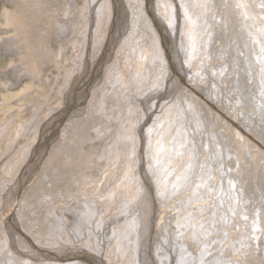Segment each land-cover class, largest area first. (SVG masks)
Wrapping results in <instances>:
<instances>
[{
  "label": "bare ground",
  "instance_id": "6f19581e",
  "mask_svg": "<svg viewBox=\"0 0 264 264\" xmlns=\"http://www.w3.org/2000/svg\"><path fill=\"white\" fill-rule=\"evenodd\" d=\"M4 1H5V4H8L10 2L12 7L14 8L13 12L5 13V16H6L5 22L6 24L9 23L10 25V26L8 25V29H5V31L10 32L9 37L12 43L11 47L8 46L9 50H11L13 53L16 52V54L19 53V54H22V56H24V58H22V56L20 55L21 56L20 58L22 59H19L18 62H21V60L22 62L21 64L18 63V65H16L17 70L15 72V76L18 79V83L16 84L20 85L22 83L25 84V82L29 84L31 82H34V83L38 82L40 80L41 75L43 74L44 60L48 56H47V53L45 52V49L40 50L38 48V49H35V51L32 49H29V44L31 42L29 37H32L31 35L32 33L30 34L29 37H27V33L32 32V29H33L32 24H34L35 21L34 23L32 22V24H31V21H29L31 24L30 32L28 30L27 32H24V28L22 30V26L20 22L25 21L26 15L34 16L33 12H43L42 9L45 6H48L52 0H4ZM101 1L102 0H85L86 11L84 13V17H80L78 21V23L79 22L82 23V27L76 26V22L78 19L76 20V9L74 7V4H75L74 1L72 2L69 0L68 6H66V8L64 7L65 9L62 8L61 11L59 12L58 22H60V26L58 25L59 26L58 29L59 28L60 29H59L58 34L56 31L54 32V35L56 36L54 38L55 40L60 39L59 41L60 55L62 56V51L66 48L71 49L74 52L73 54H75L77 51L76 45L78 44L79 40H80L79 49L82 48L81 49L82 55L78 59L79 60L78 65L75 66L74 70L71 71L70 74L65 79L67 82V85L63 89L62 105L66 103L65 99L70 97L71 92H75L74 86H75L76 80L79 79L81 74L86 72L88 69V68L86 69V63H87V59L89 55V43L91 40L90 33L93 27L92 26L93 17H94L93 13H94V9L99 5ZM128 1L131 5L130 6L131 8L130 18H132L131 28L133 29L132 31H130V35H134L136 38L138 34V36L140 37V40L136 41V39L135 40L132 39L131 46H125V49L127 50L133 47L134 55L131 54V52L122 54V48H120L121 51H119V53L122 56L117 54V57H116L117 60L115 63H118V58L120 61L121 60L125 61L126 59L128 68L134 67L135 65L137 66L136 71L140 72V70L145 68L144 62H145L147 55L148 54L150 55V51L143 49L142 44H144V41H146L144 37L146 32L144 31V29L143 30L139 29L143 32V35H140L139 31L135 30L138 27H136V23L134 22V20L136 18L135 17L136 14L138 13L136 12L137 9H135L133 2H136L137 0H128ZM154 1L157 2V6L159 7V10L164 8L167 5L166 0H154ZM170 1L173 2L174 4V7L172 8L173 14L169 13V16L172 15L170 16V19L174 20L172 24L176 25V21H178L177 26L179 27V21H180V23L184 27H186L185 28L186 33L190 40L189 42H187L188 44L192 45V42H193L192 40L193 38H195L194 37L195 32L194 30H192L194 29L193 27L194 24L191 23V21L196 18L202 22H206V25H209V27L211 26L210 32H214L216 35L219 36V38H217L218 41L216 42V44L214 43L215 45H217V48L215 51L218 52V50H220L219 53L224 56V60L220 56L218 57L220 58L218 59L220 61L214 60L213 56H216V54L214 53L211 55V57L213 58L212 59L209 55L210 51H208L205 53V56H208V58L209 59L211 58L212 60L211 62H209L210 66L209 65L207 66L209 68L208 70L202 69L201 66H203V64L200 65V63H206V61H204V55H202V45H200V49L198 50V52H196L197 55L198 53L202 55V57L198 55L199 58L197 62L193 61L194 54H195V50H194L195 48L192 45V47L190 48V51H191L190 53L188 52L189 48L186 47V49H188L187 51L188 53H185L186 58L188 57V59L186 60V62H188L186 63V65L188 66L187 69H190V67H194V69H196V67H198L197 65H200L201 69H198V71H201V72H199L197 76L198 78H195V79L196 80L197 79L198 80L208 79L209 82L213 84L211 85L212 87H210V89L212 90V95L214 96L212 101L213 102L217 101L216 105L221 104L222 106L221 109L225 111L229 109V111H232L233 117L240 124L244 122L243 126H244L245 132L242 131L236 125L235 127L229 129L231 131L229 132L230 135L229 134L228 135L230 136V138H233L237 147L235 146L233 147L231 144H228L227 141L226 142L222 141L220 139L219 134L217 133L218 131H215L212 127L216 125L218 127V130L221 131L220 132L221 136L224 138L227 136L226 134L227 128H224V127H226V125H229V124L232 125V123L229 122L230 119H225L226 117L223 116V112L219 111L218 109L212 106L210 107V110H208L209 112L206 111L205 112L206 114H204L203 107L199 103V101L194 100V99H189V97L186 98L188 106H189L188 111H185L183 109L184 112H182L181 110L182 107L180 105L175 106L176 103L168 101V102L163 103L162 105L165 110H169L172 107V105H174V108L176 110L172 112L169 111L171 114H174V116H171V114H169L166 120H164L163 111H162L163 113L160 114L162 115V117L160 115L156 116L155 113H152V114L150 113L151 115H148V117L144 116V118H146L145 124H148L151 117L155 115L154 122L149 127V130L151 131V136L149 138V141H147V148L149 149L148 155L150 154L154 156L153 151L156 148L157 149L161 148L159 146H163L165 148L164 152H162V150L158 151L160 154L165 153L163 157L159 155L157 158H155L154 156V160H156L157 162L156 168H153L152 165L151 167L149 166L151 170V174H153L152 173L153 171H158L156 175L155 174L153 175V178L155 179V184L159 187L161 191V195H163L164 203L162 204V208L166 215L164 218H161V219L159 218V223L163 224L164 227H155V228H159V232H161V237H162V243L159 244L161 247L159 248V250L156 251L157 257L159 258V263L167 264L170 258L169 264H174V262H176L175 260H177L178 262L177 264H191L190 259L193 258L196 254V252L191 249L198 247L200 244H202V246L203 245L204 246L205 245H211V246L215 245L214 247H216L217 249L218 244L220 245L223 240L220 234V231L223 229L222 231H224L227 235L226 237L227 242L225 241L224 243L225 245H223L224 249L222 248V252L219 251L215 254L213 253V255H211L210 257L208 256L209 258L204 259L205 260L203 262L204 264L210 262L211 260H215L218 263L221 262L222 264H226L224 262H227V264H259L254 261L255 259L254 257L255 256L257 257L256 261H260V259L262 258V253H260V255H256V253H254V251H256V249H252V247H254L253 246L254 239L250 237V243H252V247H250V249H246V243H248V241H246V235L241 234L237 236L238 233H236V230L234 229L233 225L236 221H240L243 226L246 225L248 221L253 222L252 227H254V233H255L254 237L255 239L256 238L258 240L260 239L259 247H258V242H257V250L260 251V249L264 248V244L262 243V238L264 237V183H262V180L260 179V174L264 173V171L262 172L261 170L264 167V159H263L264 157L259 156L258 158H256V156L253 155L251 148L249 147L250 141L251 140L253 141V138L249 136V134L250 135L252 134L253 136L256 137L255 141L258 140V141L264 142V0H170ZM39 3H42L41 7ZM160 3H161V6H160ZM109 4L111 6L109 10L112 9L111 13L115 14L113 8L114 6L116 7V5L120 4V1L118 0V4L114 5L113 1L110 0ZM103 9H105V4H101L99 6V9H98L99 12H97L98 18L101 16L102 14L101 12ZM180 9H181V12H180ZM160 12H161V15H163L162 13L164 12L162 11ZM102 18L104 17L102 16ZM22 24L24 25L26 23L23 22ZM97 24L98 26H96L97 30L95 33H97L98 35H96V41L94 40L95 45L101 44V42L99 43V41L103 37L102 32H101L102 29L100 30L102 26L100 19L98 20ZM86 26L88 27L87 28L88 31L86 30ZM196 29H198V27H196ZM202 29L203 28L201 27L200 29H198V31H202ZM172 33L174 35V33H176V29H173ZM180 33H183L182 27H180ZM155 34L154 36L157 37L156 36L157 34L156 35ZM106 36H108V38L110 39L111 32L107 30ZM211 36H213V34ZM39 38L41 39V37ZM176 38L177 37L175 34V39ZM181 38H182V44H184L186 42V40H184L185 38L184 33L182 34ZM207 38L208 37H206V39ZM211 38L210 40L209 39L208 40L211 41ZM202 39H204L205 41V37H202ZM55 40H52V41H55ZM36 41L34 42L35 44H36ZM43 42L42 44H44ZM258 42H260L259 45H258ZM48 46L51 52L52 49H50V45ZM259 46L263 50V53H261ZM0 50H2V46H0ZM97 51L98 50L93 51L94 53L92 54L91 58L93 57L96 58L95 56L97 54ZM155 53L154 55L157 56ZM200 59H202V61H200ZM36 61L39 62V66H40L39 69L37 65L35 66ZM91 61H94V60H91ZM212 66L215 69H211L210 67ZM113 67L114 66L112 65L111 67L112 71L106 76L104 80H102V83L98 81L97 88H94L92 90L91 100L88 103L87 112L85 109H82V110H79L78 113H74L73 115H71V117L68 119L66 123V126L63 128L61 134L59 135L63 143L68 142L71 139H73L72 137L74 136L76 131L78 132L77 130L78 126L76 127V125L78 124L88 125V124H91V122L93 121L95 122L96 120H99L101 121L100 123L96 125L94 123L95 125L94 127L97 129V130L95 129L96 130L95 134L97 138L96 139L94 138L93 140H96L97 142H101L102 144L104 143V150L101 153L102 155L97 157V161H95L94 159L89 160V163L92 165V167L88 166L90 164H88L87 161L86 162L82 161L83 154H81L80 156L78 155L76 156L78 160L80 159L82 161V162L79 161L81 162V166L79 164H73L74 162L73 160H77V159L72 158L73 160H71L70 158H67V157H64V158L65 159L67 158V160L70 159V161L66 163L67 161L66 160L65 161L66 164L63 167L61 166L62 168L60 169L57 168L59 166V163L57 167L52 165V168H50V170L48 171L49 173H44L45 183H43L41 187L37 186L38 190L34 189L33 187H32L33 189L31 190L29 189L30 191L28 190L29 192L27 193V195L37 190V193H39L38 194L39 196L35 197V199L37 200L39 199V201L37 203L29 204L23 200L22 202L23 206L20 205L21 207L16 212V216H17L18 222L21 224V227H26V229L30 227L28 228V231H30L31 229L32 230L31 234L36 233L37 236L41 237V239L43 238V240H41L40 238H35L34 236L30 234V236L34 238L33 240H35L34 241L35 244H37L38 246L41 245L42 247H44L43 245L45 244L46 248L55 249L56 248L55 246L60 247V245H62L67 248H71L73 252L77 255L78 254L85 255L83 251H81L82 253L76 252L77 249L84 248L83 250H88L90 252V253H87V255L92 256V257L98 256L100 258L99 261H101L102 263L106 261L107 264H118V263L119 264H123V263L132 264L134 261V255H132L133 253L131 252L130 249H125L120 246L121 241L126 239L125 237L124 239L122 236L120 237V233H121L120 230L126 226L121 225L119 219L115 223H113L114 221L112 222L110 221V219H107L109 216L113 215L112 212H114V209L113 208L111 209L110 206L106 208V204L108 203L106 196L116 190L117 194H116L115 200L117 202L118 200L120 201L121 199L123 206H124V209L122 210V212L128 214L130 213L131 209H133V206L130 205L131 200L128 202L125 200L126 196L124 195V191L121 190L120 188H117V185L123 180L129 179L130 174H132L135 170H141V168L143 169L142 155H141L142 153L141 147L143 143L142 142L143 128L141 127L140 120L136 119L134 121V124H131V127L129 129H124V126L127 124L126 122L128 120L127 121L122 120V113L119 112V109L115 105L116 104L115 101L122 102L127 99H134L136 100L137 103L141 104L142 102L139 101L137 97H139L140 95L143 96L145 91L140 92L138 90V92H134V97H133L132 93L128 91L130 78L124 76V73H122L119 67H117L116 69H114ZM76 68H79V69L75 71ZM146 68H147V65H146ZM209 70L212 72L211 74L213 77L214 76L215 77L218 76L221 78L223 77L222 78L223 81L221 82L228 89V91L225 93L227 97L224 96V93H222V89L218 88L216 83L209 79V74H210V73L208 74ZM199 77L201 78L199 79ZM227 78H230V79L227 80ZM162 80L163 79H160V83L157 84L155 90L156 89L158 90V87H161L163 85L165 86V84L167 88L169 87L167 85L170 84V80L168 81L166 78H164L163 85H162ZM133 84L136 85L137 83L134 82ZM143 84L145 88V81H143ZM232 84H234L235 86L233 85L231 87ZM174 85L177 86L176 83ZM216 87L219 90L218 92L215 91L217 89L214 90V88ZM85 93L86 92H84V94H80V96L85 95ZM162 94L164 95V93ZM212 95H210V97H212ZM145 100L149 104L152 103V96H147ZM44 103H46V105L49 104V102L47 101ZM43 104L38 103V106L41 107ZM156 105L157 104L154 103L151 107L153 109L156 108L157 110V107H155ZM224 105L226 107H224ZM152 108L149 110L153 112ZM83 112H85V115L81 117V114ZM208 113H210L211 117L209 116ZM204 117L205 119L207 118L208 120H212V123H210V125H212V127L210 126L211 134L214 138H216L212 142L216 145V146H213L215 148L211 147L212 143L209 140V136L207 138L205 147L208 150V153L211 154V157H216L218 155L219 160L217 163L219 165L224 166V168L220 169L219 171L220 177L218 176V167H216V171L215 169H213L212 174L210 175L212 176V178L210 179V177H207L210 179V181H206L207 178H204L205 174H207L208 167H206V171H205V169H202L199 164L200 158L205 156L204 151L202 150L203 152L201 153V156H199L198 146L196 145L195 151L192 152L190 150L191 148H190V143L188 139V136L190 133L189 130L192 131L193 124L195 125L196 129L204 130L203 132H201L202 135L206 134V130H207L206 125L205 124L200 125L198 123L200 120H203ZM75 118L77 120H75ZM82 119H85L84 121L85 123L84 122L81 123L82 121L80 120ZM41 122H42L41 118H36V120H34L33 124L30 126L29 131L28 130L24 131L25 123H22V125L18 126V128L16 129V132L13 135L12 141H18L24 132H26L25 139H27L30 135H33L31 142H29V144H26V143L23 144L22 145L23 148L20 149L18 153V157H17L19 158V162L17 163L18 166L24 165L23 163H25L24 161L26 159L25 156H26V153L30 145L31 144L33 145L36 140L40 141L43 138V133L40 132ZM180 122H183L185 126H188L189 130H187L186 127L183 125L182 128L180 127L181 131H179L177 135H174L173 138L169 140V137L173 131V128L177 127V125H179ZM102 127H105V128H102ZM82 129H83V126H82ZM165 129H168V132L167 134H165L164 137L162 136L165 139L163 141V140H160V133L163 134ZM246 129H248V131H246ZM34 130L36 133L34 132ZM112 130L115 131L113 132V134L116 135L115 139H112V137L108 138V135L112 134ZM33 132L35 134H33ZM148 136L149 134H147V137ZM166 139H168L169 141ZM78 140L80 141V139ZM123 141L131 142L133 145L131 146L124 145L123 147L119 146V148L118 149L116 148V151L112 153L115 145L117 146ZM157 141H159L160 143H157ZM108 142L110 145L108 144ZM222 143H224V146H222ZM257 143L258 142H256V144ZM83 144L85 145L84 142ZM106 144L108 147L107 149H106ZM64 145L67 146L66 143ZM203 146H204L203 143H201V147ZM238 149H240L239 152H238ZM260 149L262 150V152H264V149L262 148ZM31 151H32V148L29 150V152ZM87 151H89V149ZM167 151H170V152L167 153ZM225 152L228 155V157H230L229 160L224 158ZM244 152H246L251 157V162H248L246 160L244 156ZM114 154L116 157L114 163L111 164L110 167L109 166L107 167V168H111L109 171H112V170L113 171L108 175V171L105 170L102 165L106 162L108 158H112L111 156ZM233 154L237 156L236 161L232 157ZM69 155L70 154H68L67 156ZM167 156H170V159H168ZM17 158H16V161H17ZM64 158L62 159V161H64ZM175 158L177 159L175 160ZM178 159H188L187 166L185 165L186 168L185 166H183L182 169L178 172L180 173L182 171L179 177L176 176L178 173H175L174 175H172L173 172L178 167L177 161H180ZM16 161H13L10 164L6 165V168L4 170L5 175L7 174L10 175V174L15 173L16 170L15 171L14 169L10 170V168L16 165ZM98 161L100 163L97 164ZM148 161H149V158L147 159V163ZM174 162H175L176 167L171 166L172 165L171 163H174ZM205 162L206 161L203 162L202 166L205 165L204 164ZM260 163H262V165H260ZM209 165L212 166V164H208V166ZM74 170H77L80 175L79 178H75V182H73V180H70L74 177V174H75ZM99 173H101L100 180L96 179L93 176ZM16 175H17V172H16ZM146 176L147 175H145V177ZM184 177L186 179V183L182 182ZM176 178H177V182L175 181ZM263 178H264V175H263ZM16 179L15 181L10 180L9 178L5 179L6 183L8 182L10 184L12 183L13 188H11V190H9L8 193L6 194L4 193L5 195H4V198L2 199L3 204L1 205L0 203L1 209L4 208V210H6L7 207H10L11 206L9 204V199H11L10 196H13L16 193V191H20L21 187L17 186V183H19L20 185L22 182L21 180H18V179L16 180ZM43 181L44 180L40 179L39 184H41V182ZM111 183L115 184V188H114L115 190L111 189L112 188ZM46 184H51V185L50 187H45ZM62 186L68 189L67 196L65 195L61 196L60 197L61 201L60 200L57 201L55 200L56 199L55 196L52 195V192L53 191L56 192V190L60 192V190H62L61 189ZM149 186H152V185L150 184ZM254 187L257 193L255 192V190H253ZM167 189L168 191H166ZM1 190L2 188L0 189V191ZM163 191L164 192L166 191V192L164 193ZM74 192L79 193V194H74ZM119 193H121L120 196H119ZM138 193L141 194L140 192ZM172 194H173V197L176 198L175 201H170L169 196ZM40 195H41V198H40ZM217 197L218 199H216ZM122 203L117 202V204L120 206ZM247 203L249 204L248 206L246 205ZM220 204H223V205H220ZM229 206L232 207L231 212L234 209L236 210L234 213L236 217L233 219V223H231V225L227 223L228 225L226 227H222V224L225 221V218L227 217V215H231V214H228L229 212H227V210L229 209ZM250 207L251 208L254 207V209L251 211V214L253 215L254 220H252V215L248 214V211H247ZM198 209L200 210V212L197 211ZM200 214H201V217L199 219H203L201 222L200 228L195 227V226L192 227L191 224L193 223L194 218H196L197 215H200ZM211 214L213 215L212 218H210ZM239 214L240 216H242V220H240L241 218H238ZM115 216L117 215H114V217ZM216 217L218 218L216 219ZM93 219L95 220V222L93 221ZM199 219H196V222L200 221ZM209 221H212L213 227L217 230L216 231L217 235L215 236L213 235L214 234L213 231L212 230H211L212 232L210 231L211 224ZM1 222L0 224H2ZM69 224L75 228L74 234H77V238H73L70 235L69 233L70 229L66 230L68 234L65 232L64 227H69ZM202 224H204L205 226L203 225L202 227ZM216 224H221V226H216ZM197 225L199 224H196V226ZM11 227H13L16 230L15 236L17 235L19 237L18 242H19L20 247L25 246L21 242V239H22V241L27 242L26 245H28L27 246L28 252L30 251L31 254H33L34 256L36 255L37 259L43 260L44 258H46L47 255H50L49 252L45 253L46 251L44 250L40 251L37 249V245L35 247V244L30 243V241H28V237H26V235L21 234L19 232V230L17 229L16 223L14 224V226H11ZM38 227H45V228L51 229V234L49 233V234L43 235L42 230L38 229ZM54 227H62L64 234L67 235L70 241L69 242L66 241L65 243L62 242L59 245L57 241L58 236H56V238H52L53 236L55 237V232H53L52 230ZM76 227H78V230H76ZM112 227H118L114 231V233L112 231ZM148 228H151V227H147V231H146L147 236L150 232V231L148 232ZM196 228L200 229L201 233H195ZM237 228L239 229L238 231L240 233V227H237ZM79 229L82 230L83 232L82 236L78 234ZM94 229L96 230V232L94 231ZM198 229L197 231H199ZM91 231L92 233L95 232L94 236L96 237V243H97L95 247L92 246L93 239H91L92 238ZM185 233L187 235H185ZM6 234L9 236L7 231H6ZM199 235H202V236H199ZM210 235H213V236H210ZM250 235H252V232L250 233ZM142 236L143 235L141 231L140 237ZM172 236L176 237L174 241L177 242L176 244L177 246L171 245ZM208 236L209 238L206 239V237ZM83 237L85 239H83ZM103 238H107L111 242L105 243ZM111 238L113 241L111 240ZM202 238L206 240L203 241ZM180 239H186V240H183L181 242ZM220 239H221V242L217 243L218 241H220ZM12 240L13 239H10V240L8 239L6 241L0 240V246L2 247V249L6 250V248H9L10 246L9 244L13 242ZM214 241H217V242H215L214 244ZM236 241L237 243L239 242V246L241 247L240 253H242V251H246V253H248V255H246V253H242V255H240L242 259H239L238 257V254H237L238 250L236 249V245L232 244L231 246L232 249H230L229 247V242L234 243ZM113 242L114 244L112 246ZM117 243H118V246L115 245ZM127 243L129 244L130 242L127 241ZM64 244H67V245H64ZM71 244H73V246L77 245L79 246V248H73ZM164 244H165V248H162V245ZM171 246H174L172 250H173V254L175 253V258H173V255L171 253L172 252ZM112 247H116V248L112 249ZM163 253L165 254L163 255ZM252 255H254V257H252ZM118 257H121L122 259L119 260L120 258ZM34 261L32 262V260H30L29 258L27 260H19V259L13 258L12 260L10 259L9 263L10 264H13V263L37 264V263H34ZM139 263H141V261ZM41 264H59V263L49 262V263H41ZM64 264H81V263L75 262V260L72 258H67V263H64ZM194 264H196V262H194Z\"/></svg>",
  "mask_w": 264,
  "mask_h": 264
},
{
  "label": "rangeland",
  "instance_id": "374dc122",
  "mask_svg": "<svg viewBox=\"0 0 264 264\" xmlns=\"http://www.w3.org/2000/svg\"><path fill=\"white\" fill-rule=\"evenodd\" d=\"M68 1L69 0H59V1L58 0H52L48 6H45L42 9L43 12H33L34 16L26 15V17H25L26 19L23 22L26 23L27 25L26 24L23 25L22 24L23 22H20V24L22 26V30L24 28V32H27V30L30 32V30H31L30 25L32 24V22L34 23V21H35V23L32 24V28H33L32 32L27 33V37H29L30 34L32 33L31 34L32 37H29L31 40V42L29 44V49H32L34 51H35V49H38V48L40 50L45 49V52L47 53V56H48L44 60L45 66L43 64V74L41 75L40 80L38 82H35V83L31 82L32 84L25 82V84L22 83V84H20L21 85L20 86V85L16 84V83H18V79L15 76V72L17 70L16 65H18V63L21 64V62H22V60H21V62H18L19 59L24 58V56H22V54H19V53L16 54V52L13 53L11 50H9L8 46L11 47V45H12L10 37H9L10 32L5 31V29H8V25H9V23L6 24V22H5L6 21L5 13L13 12L14 8L10 4V2L8 4H5L4 0H0V46H2V50H0V53H1L0 54V189L2 188V190L0 191V203H1V205L3 204L2 199L4 198V195L6 193H8V191L11 190V188H13L12 183L11 184L9 182L6 183L5 179L9 178L10 180L15 181V179L17 178L18 180H21V182H22L20 184L21 186L19 185V183H17V186L21 187L20 191H16V193L13 196H10L11 199H9V204L11 206L7 207V209L4 210V208L1 209V205H0V212H1L0 213V220L2 221V222L1 221L0 222L3 224V225L0 224V240L6 241L8 239L9 240L13 239L12 240L13 242L9 244L10 246H9V248H6V250H3L2 247L0 246V264H10L9 263L10 259L12 260L13 258L19 259V260H27L29 258L30 260H32V262L34 260L37 261V262L34 261V263H37V264L49 263V262L64 264V263H67V258H72L75 260V262H79L81 264H107L106 261H104L103 263L101 261H99L100 258L98 256L92 257V256L87 255V253H90V252L88 250H83L84 248L83 249H77L76 252L82 253L81 251H83V253H85V255H83V254L77 255L73 252V250L71 248H67L65 246L60 245V243H62V242L65 243L66 241H68V242L70 241V239L67 237V235L64 234L62 227H54L52 229L53 232H55V237L53 236L52 238H56V236H58L57 241H58L61 248L59 246H55L56 247L55 249L46 248L45 244L43 245L44 247H42L41 245L38 246L37 244H35V242H34L35 240H33L34 238L30 236V234L32 232L31 229H30V231H28V228H30V227H28L27 229H26V227H21V224L18 222L16 212L18 211V209L21 206H23V204H22L23 200L29 204L37 203L39 201V199L38 200L35 199V197L39 196L38 195L39 193H37V190H38L37 186L41 187V185L43 183H45L44 173H49L48 171L50 170V168H52V165L57 167L58 163H59V166L57 168L60 169L66 163H68V161H70V159L71 160L77 159L76 156L77 155L80 156L81 154H83V157H84V158L82 157V161H84V162L87 161V163L90 164L89 160L94 159L95 161H97V157L102 155L101 153L104 150V143L102 144L101 142H97L96 140H93L94 138L95 139L97 138L96 134H95L97 129L94 126L101 122L99 120H96L97 122L93 121V122H91V124H88V125H84V124L83 125L82 124L76 125V127L78 126L77 127L78 132L75 130L76 133L74 132L75 134L72 137L73 139H71L68 142L63 143L61 138L59 137V135L61 134L63 128L66 126V123H67L68 119L71 117V115H73L74 113H78V111L82 110V109H85L87 112L88 103L91 100L92 90L94 88H97V82L98 81H100V83H102V80H104L106 78V76L112 71V69H111L112 65L114 66L113 67L114 69L119 67L121 69L122 73H124V76L130 78L128 91H130V93H132L133 97H134V92H138V90L140 92L145 91L143 96L140 95L139 97H137V99H139V101L142 102L141 104L137 103L136 100H134V99H127V100L122 101V102L115 101V103H116L115 105L119 109V112L122 113V120L123 121L128 120L126 122L127 124L124 126V129H129L131 127V124H134V121L136 119L140 120L141 127L143 128V131H142V142L143 143H142V147H141L142 148L141 155H142V167H143V169L141 168V170H135L132 174H130L129 179L123 180L122 182H120L117 185V188H120L121 190L124 191V195L126 196L125 200L127 202L131 200L130 205L133 206V209H131L130 213H128V214L122 212V210L124 209V206H123L121 199H120V201L119 200L117 201L119 203L120 202L122 203L121 206L117 204V202L115 200L117 191L114 189L115 184L111 183V185H112L111 189L115 190V191L106 196V199L108 201V203L106 204V208L110 206L111 209L112 208L114 209V212H112L113 215L109 216L107 219H110V221H112V222L114 221L113 223H115L119 219L121 225L126 226L124 228L121 227L122 229L120 230V232H121L120 237L122 236L123 239H124V237L126 238L125 240L121 241L120 246L125 248V249H130L131 252L133 253L132 255H134V261L132 264H160L159 258L157 257V254H156L157 253L156 251L159 250V248L161 247L159 244L162 243V237H161V232H159V228H155V227H164L163 224L159 223V218L160 219L164 218L166 215H165L164 210L162 208V204L164 203L163 195H161V191H160L159 187L155 184V179L153 178V175L154 174L156 175L158 171H153L152 172L153 174H151L150 167L152 165L153 168H156L157 162H156V160H154V156H155V158H157L159 155L161 157H163L165 155V153L160 154L158 151L162 150V152H164L165 148L163 146H159L161 148H159V149L156 148L153 151L154 156H152L150 154L148 155L149 149L147 148V141H149V138L151 136V131L149 130V127L153 124L155 115H153V117H151L148 124H145L146 118H144V116L148 117V115H151L152 113H155L156 116H159L161 113L164 112L163 113L164 114V120H166L167 116L169 114H171L170 112L176 110L174 108V105H172V107L169 110L164 109L162 104L165 102H168V101L176 103L175 106L180 105L182 107V109H181L182 112H184V110L188 111L189 106H188V103L186 100L187 97H189V99L198 100L199 103L203 107L204 114H206L205 113L206 111L210 110L211 106L215 107L219 111H222L223 116L226 117L225 119H230L229 122L232 123V125L229 124V125H226V127H224V128H227V132H226L227 136L224 138L221 136V133H220L221 131L218 130V127L216 125H214V127H212V125H210V123H212V120H208L207 118L205 119V117L203 118V120H200L198 123L200 125H203V124L206 125V127H207L206 134L202 135L201 132H203L204 130L203 129H201V130L196 129L194 124H193L192 131H191L188 129V126H185V124H183V122H180L179 125H177V127L173 128V131L171 133L172 135L170 134V137H169V140H171V138H173L174 135H177L178 132L181 131V128L184 125L186 127V129L189 130V132H190L189 136H188L190 148H191L190 150L192 152L195 151V147L197 145L199 156H201V153L204 151L205 156L200 158V160H199V164H200L202 169H205V171H206V167H208L207 174H205L204 178L210 177V179H211L212 176H210V175L212 174L213 169H215V171H216V167H218V176L220 177L219 171H220V169H223L224 166L219 165L217 163L219 160L218 155L216 157H211V154L208 153V150L205 147L208 136H209V140L211 141V143L214 141V139H216L211 134L210 126L215 131H218L217 133L219 134L220 139L222 141H225V142L227 141L228 144H231L233 147L234 146L237 147L233 138H230V136H229L230 135L229 132L231 131L229 129L235 127V125H236L242 131H244V126H243L244 122L241 123L242 124L241 125L233 117L232 111H229L228 108H227L228 110L225 111V110L221 109V107H222L221 104H219L220 105L219 106V105H216L217 101L216 102L212 101L214 96L212 95V90L210 89V87H212L211 85H213V84L210 83L208 79H205V80L202 79L201 80L200 78L202 76L199 77L200 80L195 79V78H198L197 76H198L199 72H201V71H198V69H201L200 65L203 64V66H201L202 69L208 70L209 68L207 66L208 65L210 66L209 62H211V60L213 58L216 61H220V60H218V59H220V58H218L220 56L224 60V56L219 53L220 50H218V52L215 51L217 48V45H215V44L218 41L217 38H219V36L216 35L214 32H210L211 26L209 27V25H206V22H202L197 18L193 19L191 21V23L194 24L193 25L194 29H192V30H194V32H195V36H194L195 38H193V40H192L193 41L192 45L195 48L194 49L195 54H194V60L193 61L194 62L198 61V58H199L198 55H200V53H198V55H197L196 52H198V50L200 49V45H202V55H204V61H206V63H200V65H197L198 67H196V69H194V67H190V69H187L188 66L186 65V63H188V62H186V60L188 59V57L186 58L185 53L191 52L190 48L192 47V45L187 43L190 40H189L188 35L186 33V29H185L186 27H184L180 23V21H179V27L177 26L178 21H176V25L172 24V22H174V20L170 19V16H172V15L169 16V13H172V8L174 7L173 2H171L170 0H166L167 5L164 8L159 10V7L157 6V2L154 0H137L136 2H133L135 9H137L136 12L138 13V14H136V16H135L136 18L134 20V22L136 23V27H138L135 30L139 31L140 35H143V32L139 29H142V30L144 29V31L146 32V34L144 36L146 41H144V44H142L143 49L150 51V55L149 54L147 55L145 62H144V66H145L144 69L145 70L142 69L139 72V71H136L137 66H135V65H134V67L128 68L127 63H126V59H125V61H122V60L120 61L118 58V63H115L117 60L116 59L117 54L122 56L119 53V51H121L120 48H122V54L128 53V52H131V54H133L134 53L133 47L131 49L127 50V49H125V46H131L132 39H134V40L136 39V41L140 40V37L138 36V34H137L136 38L134 35H130V31H132L133 29L131 28L132 18H130V13H131L130 6L131 5H130L129 1L128 0H119L120 4H118V0H116V1L112 0L114 5L118 4V5H116V7L114 6L113 10H114L115 14H113V13H111L112 9L109 10V8H111V6L109 4L110 0H102L99 3V5L97 6L98 8L96 7L97 9L96 8L94 9V13H93V15H94L93 22H92L93 27H92V29H91L92 31L90 33L91 34L90 35L91 40L89 43V55H88V59H87V63H86V69L87 68L88 69L86 72L81 74L79 79L76 80L77 83L75 82V86H74L75 92H71L70 97L65 99L66 103H64V105H62L63 89L67 85V82L65 79L70 74V72L74 70L75 66L78 65V63H79L78 59L82 55V52H81L82 48L79 49L80 40H79L78 44L76 45L77 51L75 54H73L74 52L71 49L66 48L62 51V56H61L60 55V45H59L60 39L55 40V38H54V37H56L54 35V32L56 31L58 34L59 29H60V28L58 29V27L60 26V22H58L59 21V12L61 11L62 8H64V7L66 8V6H68ZM70 1L75 2L74 7L76 9V20L78 19L76 22V26L82 27V23L81 22L78 23V21H79L80 17H84V13L86 11L85 0H77V1L70 0ZM101 4H105V9H103L101 12L102 13L100 16L101 18L100 17L98 18L97 12H99L98 9H99V6ZM39 5L41 7L42 3H39ZM160 6H161V3H160ZM212 10H213V8H212ZM160 11L164 12L165 15H164V13H162L163 15H161ZM180 12H181V9H180ZM211 14H213V13H211ZM102 16L104 18H102ZM164 17H166L167 20ZM94 19H95V21H94ZM99 19H100L101 24H102L100 30L102 29L101 32H102V36H103L102 39L99 41V43L101 42L102 45L101 44L95 45L96 35H98L95 32L97 30L96 26H98L97 23H98ZM27 21H28V23H27ZM29 21H31V24ZM93 24H95V25H93ZM35 26H36V28H35ZM180 27H182V31L184 33V37H185L184 40H186V42L184 44H182L181 36L183 33H180ZM196 27H198V29H200L202 27L203 29H202V31H198V29H196ZM87 28L88 27L86 26V30L88 31ZM173 29H176V33H174V35L172 33ZM107 30L109 32H111L110 39L108 38V36H106ZM154 34L157 37H155ZM175 34L177 37L176 39H175ZM212 34H213V36L215 34V36L214 37L211 36ZM39 37H41V39ZM202 37H205V41H204V39H202ZM206 37H208V38L206 39ZM211 37H213V38H211ZM187 38H188V40H187ZM210 38H211V41H209ZM215 38H216V40H215ZM36 40L38 42H40L41 44L38 43ZM52 40H55V41H52ZM35 41H36L37 45L34 43ZM42 42L44 44H42ZM51 43H52V45H51ZM151 43H152V45H151ZM213 44L215 47L213 46ZM259 44H260V42H258V45ZM48 45H50V49H52L51 52L49 50ZM36 46H37V48H36ZM108 46H109V48H108ZM212 46H213V48H212ZM186 47L189 48V51H188V49H186ZM259 49L261 50V53H263V50L260 48V46H259ZM92 50L93 51L98 50L97 51L98 55L96 54V56H95L96 58H94V57L91 58L92 54L94 53ZM208 51H210V54H209L210 57L213 53L216 54V56L217 55L218 56L217 57L213 56V58L211 57L212 59L211 58L209 59L208 56H205V53ZM211 51H213V52H211ZM154 53L157 56H155ZM20 55L22 56V58H20L21 57ZM202 55H200V57H202ZM125 57H126V55H125ZM91 60H94V61H91ZM200 61H202V59H200ZM92 63H93V65H92ZM145 64L147 65V68H146ZM36 65L39 69L40 66H39L38 61H36L35 66ZM210 68L215 69V68H213V66ZM78 69L79 68H76L75 71H77ZM135 71H136V73H135ZM211 73L212 72L209 70V72H208L209 79L214 81L216 83L217 87L222 89V93H224V96H226L225 93L228 91V89L221 82V81H223L222 80L223 77L222 78L218 77V76L213 77ZM164 78H166L168 81L170 80V84L168 83L169 85H167V86H169L168 88L166 87V84H165V86L163 85ZM160 79H163L162 80L163 86L158 87V90L157 89L155 90L157 84L160 83ZM229 79L230 78H227V80H229ZM143 81H145V88H144ZM105 82H107V81H105ZM134 82H136L137 84L136 85L133 84ZM173 83L174 84L176 83L177 86L174 85ZM139 84H141V85H139ZM234 84H232L231 87ZM217 87L214 88V90L217 89V90H215L216 92L219 91ZM83 90L86 93H85V95L80 96V94H84ZM164 91H166V92H164ZM236 91H237V89H236ZM162 93H164V95ZM210 95H212V97H210ZM147 96H152V103L149 104L148 102H146L145 99ZM153 98H155V99H153ZM46 101L49 102L48 105H46V103H44ZM38 103H40V104L44 103V104L41 107H39ZM154 103L157 104L155 106V107H157V110H156V108L153 109L151 107ZM224 107H226V106L224 105ZM151 108L153 109V112L151 110H149ZM135 111H137V112H135ZM154 111H156V112H154ZM210 113H208V114L211 117ZM84 115H85V112H83L81 114V117H83ZM160 116L162 117V115H160ZM171 116H174V114H171ZM103 117H104V115H103ZM241 117H242V115H241ZM36 118H41L42 122L40 124L41 125V131L40 132L43 133V138L40 141L36 140L33 145L32 144L30 145V147L28 148V151L26 153V156H25L26 159L24 161L25 163H23L24 165L18 166L17 163L19 162V158H17V157H18V153H19L20 149L23 148L22 145L25 143L29 144V142H31V140L33 138V135H30L27 139H25V136H26L25 133L26 132H24V131L30 130V126L33 124V122H34V120H36ZM75 120H77V119L75 118ZM80 121H82L81 123H83L85 121V119H82ZM80 121H79V123H80ZM22 123H25V127H24L25 129L23 131L24 133L22 135L23 137L21 136V138H20L21 140L19 139L18 141H12L13 135L15 134L16 129L18 128V126L22 125ZM94 123H95V125H94ZM90 125H92L93 127ZM247 125H249V124H247ZM82 126H83V129H82ZM87 128H89V129H87ZM102 128H105V127H102ZM137 130H138V128H137ZM207 131H208V133H207ZM246 131H248V129H246ZM34 132H35V130H34ZM34 132H33V134L36 133V132L35 133ZM113 132H115V131L112 130V134L108 135V138H110V137H112V139L116 138V135H114ZM167 132H168V129H165L163 134L160 133V140H163V141L165 140L163 137L165 136V134H167ZM222 132H223V130H222ZM147 134H149L148 137H147ZM246 134H247V132H246ZM83 136H85L86 138ZM249 136H251L253 138V141L251 140L249 143V147L251 148L253 155L256 156V158H258L259 156L264 157V152H262V150L260 149V148L264 149V142H261L258 140L255 141L256 137L253 136L252 134L251 135L249 134ZM82 137H83V139H82ZM78 139H80V141ZM166 140H168V139H166ZM138 141H139V139H138ZM83 142L85 143V145L83 144ZM123 142L118 144L117 145L118 147L115 145L112 153L114 151H116V148L118 149L119 146L123 147L124 145H130V146L133 145L131 142H127V141H123ZM256 142H258V143L256 144ZM65 143L67 144V146L64 145ZM157 143H160V142L157 141ZM201 143H203V145H204L203 147H201ZM77 144H78V146H77ZM108 144H109V142H108ZM213 146H216V145L214 143H212L211 147L215 148ZM222 146H224V143H222ZM185 147H187V146H185ZM31 148H32L33 152L32 151L29 152V150ZM107 148L108 147L106 144V149ZM73 149H75L76 152ZM86 149L87 150L89 149V151H87ZM90 149H92V150H90ZM66 150H67V152H66ZM85 150H86V152H85ZM239 150L240 149H238V152H239ZM168 152H170V151H167V153ZM226 152H225L224 158L229 160L230 157H228ZM68 154H70V155L72 154V155L67 156ZM84 154H85V156H84ZM244 156L248 162H251V157L246 152H244ZM64 157H67L70 159L67 160V158L65 159ZM111 157L112 158H108L106 160V162L102 165L104 167V169L108 171V175L113 170L109 171L111 168H107V167L108 166L110 167L111 164L114 163L115 158H116L115 154L112 155ZM167 157H168V159H170V156H167ZM232 157L234 158L235 161L237 160V156H235L234 154ZM16 158H17V161H16ZM63 158H64V161H62ZM148 158H149V161L147 163ZM176 159L177 158H175V160ZM188 159H178V160H180V161H177L178 167L176 168V170L173 172L172 175H174L175 173H178L182 169L183 166H185V165L187 166ZM13 161H16V165L18 168L16 167V165L14 167L12 166L10 168V170H13V169H14V171L16 170L15 173L10 174L12 177L11 178L10 175H8V174L5 175L4 170L6 168V165L10 164ZM65 161H66V163H65ZM73 161H74L73 164H79L81 166L82 161L80 159L79 160L78 159L73 160ZM79 161H81V162H79ZM204 161H206L204 163L205 165L202 166ZM98 163H100V162L98 161L97 164ZM171 164H172L171 166L176 167L175 162L171 163ZM208 164H212V166H210V165L208 166ZM260 165H262V163H260ZM88 166L92 167L91 164ZM186 166H185V168H186ZM261 170L263 172L264 167ZM16 172H17V175H16ZM74 173H75L74 177L72 179H70V180H73V182H75V178L80 177L77 170H74ZM181 173H182V171L180 173H178L176 176L179 177ZM145 175H147V176L145 177ZM263 175H264V173L260 174V179L262 180V183H264ZM93 176L96 179L100 180L101 173H99L97 175H93ZM170 177H172V176H170ZM40 179L44 180L43 182H41V184H39ZM210 179L207 178L206 181H210ZM175 181L177 182V178L175 179ZM182 182L186 183L185 177L182 180ZM150 184L152 186H149ZM50 185L51 184H46L45 187H50ZM144 185H145V187H144ZM196 186H197V184H196ZM32 187L34 189H37V190L35 192L33 191L31 194L27 195V193L31 189H33ZM61 189L62 190H60V192L58 190H56V192H54V191L52 192V195L55 196V198H56L55 200H57V201L60 200L61 196H64V195L67 196L68 189L66 187L64 188V186H62ZM253 190H255V192L257 193L255 187L253 188ZM137 191L140 192L141 194H139ZM166 191H168V189ZM74 194H79V193L74 192ZM120 195H121V193H119V196ZM25 197H26V199H25ZM172 197H173V194L169 196L170 201H175L176 198L175 197L172 198ZM40 198H41V195H40ZM216 199H218V197ZM114 200H115V202H114ZM153 202H154V204H153ZM220 205H223V204H220ZM246 205L248 206L249 204L247 203ZM231 206H229V209L227 210V212H229L228 214H231V215H227V217L225 218L226 222L225 221L223 222L222 227H226L228 225L227 223H229L231 225V223H233V219L236 217V215H234L236 210L234 209L231 212V210H232ZM253 209H254V207L253 208L250 207L247 210L248 214L252 215L251 211ZM155 210H157V211H155ZM197 211L200 212L199 209ZM243 213H244V211H243ZM254 214H255V212H254ZM114 215H117V216L114 217ZM212 216L213 215L211 214L210 218H212ZM200 217H201V214L197 215V217L194 218L193 223L191 224L192 227L195 226V227L200 228L201 222L203 220V219H199ZM217 218L218 217H216V219ZM230 218H232V219H230ZM238 218H241L240 220H242V216H240V214H239ZM196 219H199L200 221L196 222ZM252 220H254L253 215H252ZM93 221L95 222L94 219H93ZM209 222L211 224L210 225V231L211 230L213 231L214 236L217 235L216 234L217 230L213 227L212 221H209ZM15 223L17 224V229L19 230V232L21 234L26 235V237H28V241H30V243H32V244H35V247L37 245L38 250H40V251L44 250V251H46L45 253L49 252L50 255L51 254L52 255L51 256L47 255L46 258H44L43 260L37 259L36 255L34 256L33 254H31L30 251L28 252V247H27L28 245H26L27 242L22 241V239H21V242L25 246L20 247L19 242H18L19 237L17 235L15 236L16 230L13 227H11V226H14ZM70 224H69V227H64L65 228L64 230L67 233L66 230L70 229V231H69L70 235L73 238H77V234H74L75 228L71 226L72 224L71 225ZM196 224H199V225L196 226ZM203 225L204 224H202V227H203ZM252 225H253V222H251V221H248V223H246V225H244V226L241 224L240 221H236L234 223L233 227L236 230V233H238L237 236H239L241 234L246 235V241H248V243H246V241H245L246 249H250V247H252V243H250V237H252V239H254V241H253L254 247H252V249H256V251H254V253H256V255H260V253H262V258L260 259V261H256L257 257L256 256L254 257V255H252V257L255 258L254 261L256 263L263 264L264 263V248L260 249V251L257 250V242H258V247H259L260 239L259 240L257 238L255 239L254 227H252ZM216 226H221V224H216ZM91 227H93V226H91ZM147 227H151V228H148V232L150 231L148 236L146 234ZM237 227H240V233H239V231H238L239 229ZM117 228L118 227H112L113 233ZM38 229L42 230L43 235H46L49 233L51 234V229H49V228L38 227ZM197 229L198 228L195 229V233H201L200 229H198L199 231H197ZM76 230H78V227H76ZM222 230L220 231V234H221V238L223 239L222 240L223 244L222 243L220 245L218 244L217 249H216V247H214L215 245H212V246L211 245H205V246L203 245L202 246V244H200L198 247H196L194 249H191V250H194L196 252L195 256L190 259L191 264H194V262H196V264H204L203 263L205 261L204 259L209 258L211 255H213V253L215 254L219 251L222 252V248L224 249L223 245H225L224 244L225 241L227 242V238H226L227 235ZM6 231L9 234V236L6 234ZM94 231L96 232L95 229H94ZM141 231H142V235H143L142 237H140ZM162 231H163V229H162ZM251 232H252V235H250ZM94 233H92V231H91V235H92L91 239H93L92 240L93 241L92 246L95 247L97 245V243H96V237L94 236ZM186 233H185V235H187ZM78 234H80L82 236L83 235L82 230L79 229ZM31 235L34 236L35 238L41 239V237L37 236L36 233H33ZM213 235H210V236H213ZM199 236H202V235H199ZM223 236H224V238H223ZM112 238H111V240H112ZM147 238L150 240H148ZM175 238H176L175 236L171 237V241H172L171 245L177 246L176 245L177 242L174 241ZM207 238H209V236L206 237V239ZM83 239H85V238L83 237ZM206 239H203V241H205ZM41 240H43V238ZM103 240L105 243L111 242L107 238H103ZM183 240H186V239H180L181 242ZM127 241L130 242L132 245L130 243L128 244ZM215 242H217V241H214V244H215ZM220 242H221V239L217 243H220ZM262 243L264 244V237L262 238ZM113 244H114V242L112 243V246H113ZM232 244L236 245V249L238 250V253H237L238 257H239V259H242V257H240V255H242V253H246V251H242V253H240L241 247L239 246V242L237 243V241L234 243L229 242L230 249H232L231 248ZM64 245H67V244H64ZM71 245L73 246V244H71ZM115 245L118 246V243ZM11 248H12V250H11ZM57 248H59V249H57ZM73 248H79V246L74 245ZM115 248L116 247H112V249H115ZM162 248H165V244L162 245ZM173 248H174V246H171V251H172L171 253L173 255V258H175V253L173 254V250H172ZM169 250H170V248H169ZM257 251H258V253H257ZM207 252L209 253V255ZM72 253H74V254H72ZM164 254L165 253H163V255ZM204 254H205V256H204ZM246 255H248V253H246ZM51 258H53V259H51ZM118 258H120L119 260L122 259L121 257H118ZM169 260H170V258H169ZM169 260H168L167 264H169ZM46 261H48V262H46ZM140 261H141V263H139ZM175 261L176 262H174V264H177L178 263L177 260H175ZM201 261H202V263H201ZM208 263L209 264H216V263L222 264L221 262L218 263L215 260H211ZM208 263H206V264H208ZM224 263L227 264V262H224ZM13 264H16V263H13Z\"/></svg>",
  "mask_w": 264,
  "mask_h": 264
}]
</instances>
